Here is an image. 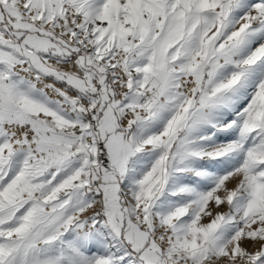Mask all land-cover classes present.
<instances>
[{
	"label": "snow or ice",
	"instance_id": "snow-or-ice-1",
	"mask_svg": "<svg viewBox=\"0 0 264 264\" xmlns=\"http://www.w3.org/2000/svg\"><path fill=\"white\" fill-rule=\"evenodd\" d=\"M0 264H264V0H0Z\"/></svg>",
	"mask_w": 264,
	"mask_h": 264
}]
</instances>
